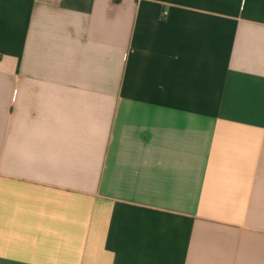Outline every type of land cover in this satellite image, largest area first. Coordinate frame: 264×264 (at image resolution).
<instances>
[{"label":"crops","instance_id":"obj_1","mask_svg":"<svg viewBox=\"0 0 264 264\" xmlns=\"http://www.w3.org/2000/svg\"><path fill=\"white\" fill-rule=\"evenodd\" d=\"M0 264H264V0H0Z\"/></svg>","mask_w":264,"mask_h":264}]
</instances>
